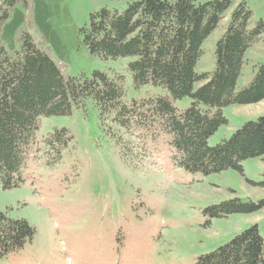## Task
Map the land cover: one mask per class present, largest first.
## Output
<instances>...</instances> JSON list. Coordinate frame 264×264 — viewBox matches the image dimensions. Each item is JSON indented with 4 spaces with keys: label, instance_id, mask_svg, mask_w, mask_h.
<instances>
[{
    "label": "rangeland",
    "instance_id": "rangeland-1",
    "mask_svg": "<svg viewBox=\"0 0 264 264\" xmlns=\"http://www.w3.org/2000/svg\"><path fill=\"white\" fill-rule=\"evenodd\" d=\"M46 1L54 8L55 37L47 34L43 39L35 28L32 3L26 27L64 74L90 76L100 70L112 77L123 75L128 102L161 95L179 111L191 105L189 96L175 99L162 86L136 88L129 58L103 59L83 44L80 29L91 13L102 8L123 11L132 0ZM242 1L252 10V27L264 21V0H232L225 18L204 41L198 72L214 69L216 43ZM260 62L264 40L249 48L238 89L249 84ZM223 114L228 122L209 138L211 146L246 121L264 116V99L231 104ZM242 167L191 172L175 161L167 134L123 127L112 114L102 115L91 98L71 114L41 116L22 182L10 189L0 184V210L27 220L35 234L21 250L0 257V264H196L201 255L253 225L264 237V208L224 216L210 211L233 198L254 203L264 199V156L248 158Z\"/></svg>",
    "mask_w": 264,
    "mask_h": 264
},
{
    "label": "trees",
    "instance_id": "trees-1",
    "mask_svg": "<svg viewBox=\"0 0 264 264\" xmlns=\"http://www.w3.org/2000/svg\"><path fill=\"white\" fill-rule=\"evenodd\" d=\"M43 39L55 37L54 8L46 0L0 1V184L22 182V170L35 141L41 116L68 115L91 98L102 115H113L123 127L140 128L154 136L167 134L175 161L204 174L227 169L243 171L244 160L264 156V116L246 121L229 138L211 146L209 138L228 122L223 108L264 99V62L249 84L238 89L249 48L264 40V21L253 27L245 1L232 10L215 48V66L198 72L206 38L225 18L232 0H132L123 10L102 8L80 29L82 42L103 59L129 58L127 68L136 88L153 84L175 99L189 96L179 111L167 96L124 99V76L95 70L90 76L64 74L27 29L28 5ZM203 81L196 88V84ZM264 189V180L260 183ZM264 208L239 198L210 208L214 216L251 213ZM35 228L0 210V257L21 250ZM196 264H264V237L253 225Z\"/></svg>",
    "mask_w": 264,
    "mask_h": 264
}]
</instances>
